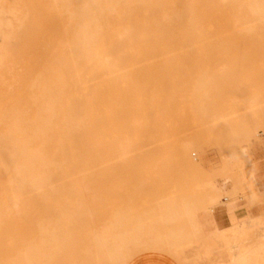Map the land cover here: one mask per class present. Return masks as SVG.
I'll return each instance as SVG.
<instances>
[{"label": "rangeland", "instance_id": "374dc122", "mask_svg": "<svg viewBox=\"0 0 264 264\" xmlns=\"http://www.w3.org/2000/svg\"><path fill=\"white\" fill-rule=\"evenodd\" d=\"M255 1L256 17L251 0L102 3L87 54L46 90L86 1L0 0V148L18 167L14 141L29 140L42 155L27 166L45 179L17 189L15 205L6 189L18 172L0 167V264L36 246V264H95L93 240L105 232L126 242L106 243L100 264H141L147 255L264 264V185L250 170L264 140V0ZM239 158L257 180L246 191L237 186ZM234 187L241 218L225 243L170 241L173 253L157 236L185 243L181 221L133 229L155 218L158 203L191 202L207 188L219 191L207 197H230Z\"/></svg>", "mask_w": 264, "mask_h": 264}, {"label": "bare ground", "instance_id": "6f19581e", "mask_svg": "<svg viewBox=\"0 0 264 264\" xmlns=\"http://www.w3.org/2000/svg\"><path fill=\"white\" fill-rule=\"evenodd\" d=\"M85 1H86L85 6H79V11L76 14L79 22L77 28L73 31L74 45L72 47L64 45L62 48L63 56H61L53 64L54 68L47 71L49 76L43 79L44 83L48 86L46 90L48 88H55L59 84L63 83L65 80L64 77L67 74H71L73 72L72 60L78 57L79 58L83 57L84 55L87 54L86 42H87L88 32L99 16L100 5L102 3L111 0H85ZM250 10L253 17L262 15L263 13V7L259 4L258 1L255 0H251ZM144 30L146 31V28ZM14 144L17 149V152H19L21 156H23L22 163L18 167L12 165L9 157L7 156L8 151L4 150L3 148H0V167L5 169L10 167L11 169L16 170L18 172V174L15 175L8 182L6 189L7 196L10 199V201L15 205H18L17 202L14 201V196L17 189L22 188L24 186L31 187L34 189L38 188L45 182V179L39 174H34L32 169H30V167L27 166V161L30 162L34 159L41 160L40 157L42 154H40L38 151H34L31 149V145H30L31 143L29 140H21V141L15 140ZM236 164L237 165L235 166V168H236L237 178H239L238 179L239 183L237 184V186L240 188V191L248 190L249 183H255V185H257V180L255 178L246 177L245 170L241 166L242 163L240 158L239 160H236ZM238 187H234L232 189L233 192L231 193L230 197L219 196L217 198H211V197H207L203 192L200 193L199 191H196V193H198V196L194 197V200L191 202L189 201L184 202L181 200L176 201L174 199L172 200L169 199L163 205L158 203L151 211L152 215L155 218H153L152 220L150 219L151 221L142 220L141 218L137 219L135 221V225L133 226V229L145 230V228L147 227L150 230H155L156 227L165 226L168 225L169 223L174 225V223L177 220L181 221L185 226V228L201 227L202 224L200 223L198 217L202 214H205L207 212H211L213 215L217 212L220 214H226V213L233 214L235 209L241 211L240 202L241 199H243L242 198L243 196L240 193L234 192L236 191V189H238ZM186 230H188V228ZM189 231L191 230H188V232ZM45 232L47 231L45 230ZM157 239L160 242L166 244H168L170 241L171 242L174 241L176 242L175 244H177V247H183L179 241L180 239L179 236L173 233H170V235L166 234L163 236L158 235ZM55 240H56L55 236L51 235L50 238L47 239V244H51V243L53 244ZM110 240L120 241V243L126 242L125 239L123 238L119 239L118 237L110 233L105 232L101 235H98V237L95 240H93V247H94L93 249L95 251H93L92 258L95 264H100L101 261L105 258V255L103 254L104 246ZM132 241H134V237L132 238ZM28 249L29 252L27 251L26 253L20 255L18 257V259L20 260L15 261L14 264H36L34 259L37 256V252H36L37 246L30 247ZM118 251H119V247L118 245H116L115 252ZM106 256L108 258H112L113 254Z\"/></svg>", "mask_w": 264, "mask_h": 264}, {"label": "crops", "instance_id": "0c3cea01", "mask_svg": "<svg viewBox=\"0 0 264 264\" xmlns=\"http://www.w3.org/2000/svg\"><path fill=\"white\" fill-rule=\"evenodd\" d=\"M253 152H254L253 155H255L256 157H255L253 166L250 167V170L257 173V180L259 181L261 185H264V140L262 141L261 152L260 150H255ZM205 194L211 195V196H217L219 195V191L216 188L214 189L207 188L205 189ZM254 213L255 211L252 212L253 216H254ZM237 218H239L238 213L225 215V214H220L217 212L213 215L211 212H207L205 214H202L198 217L202 226L201 227H188V230H191L189 231L190 234L188 230L186 231L189 235L186 232L183 234L189 237H186L185 243L183 242L184 239H181L180 243L183 246V248L184 246L191 244L195 240L205 241L211 244L225 243V241L229 240L228 237L231 234L235 233V232H231L232 227L230 226V224H232L233 221ZM175 245L170 243L168 244V246H163V247H166L171 252L175 253L178 251V249L176 248L173 250L174 248L173 246ZM141 264H167V263L161 260H158L152 257L151 255H147L145 256Z\"/></svg>", "mask_w": 264, "mask_h": 264}]
</instances>
